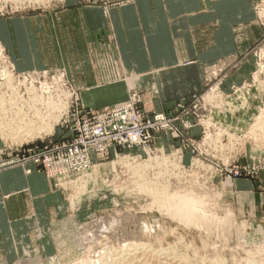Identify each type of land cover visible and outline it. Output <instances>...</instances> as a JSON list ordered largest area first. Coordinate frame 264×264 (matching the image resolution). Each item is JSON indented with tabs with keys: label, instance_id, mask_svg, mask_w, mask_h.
Masks as SVG:
<instances>
[{
	"label": "rangeland",
	"instance_id": "374dc122",
	"mask_svg": "<svg viewBox=\"0 0 264 264\" xmlns=\"http://www.w3.org/2000/svg\"><path fill=\"white\" fill-rule=\"evenodd\" d=\"M125 1L0 0V51L2 50V54H0V76L11 74V80H13V82L10 81V84L13 85L12 93L17 96L18 92V95L21 96V98L19 97L20 103L31 100L30 97L35 96L36 93H39L38 96L36 95L37 97L40 94L45 95L43 98H47V95L51 96L52 98H49L50 102L57 100L58 106L54 110L52 109L53 112L49 113L51 116L47 117L51 124L54 123L53 118L57 114H62L59 122L53 124L54 129L49 134L43 132L46 120H44L45 123L39 120L34 125L28 126L26 132L25 130L21 132V129L14 130L12 135H8L12 124L5 125V130L0 132V163L27 157L30 153H34L36 147L43 145V141L50 142V138H53V136L56 139H63L71 135L79 119L124 104L135 93L140 95L142 104L147 109L143 95L137 91L134 85H128L129 95L125 101L87 100L85 96L83 98L80 95V90L77 89L64 68L43 69L35 67L21 70L17 68L12 60L3 39L4 36L7 38L11 34V24L14 21L16 23L27 22L41 15L60 14L63 9L70 7L73 2L85 5L118 6ZM254 10L256 22L264 29L263 0H254ZM7 25H9L8 30H6ZM1 77L0 80L4 79ZM152 90L156 91L154 88ZM195 93L203 98L200 103L197 102L198 107L204 108L205 106L201 118H197L196 124L193 123L195 126L190 130H183L179 136L175 137L166 133L158 134L156 140L157 144L166 147V154L171 155L173 158L176 155V160L181 157L182 164L186 167L185 170H177L174 165L176 163L160 162L153 171L156 174L159 173L160 176H144L145 180L140 181V176L134 175L133 170H127L123 166L126 164L123 157H126L125 155L129 153V150L116 148L108 159L101 161L95 159V162H102V164H97L100 167L98 169H96V166L85 173L73 174L68 178H64L60 184H54L48 178L53 184L51 185L53 186L52 190L59 192L62 204L59 208L57 205L50 206L49 215L45 216L43 234H39L43 238L42 244L41 247L36 246L40 250L38 254L40 253L39 255L43 257L42 264H80L78 262H81L82 258L90 260L89 264H99L105 259H108L109 264H175L183 260L184 257H187L183 260L185 264H254L255 262L264 264V261L262 262L264 260V244L261 246L259 244L264 242V229L259 226L264 225V118L261 119L263 122H260L256 117L264 110V37L248 50L230 58L229 61H222L208 68L203 89L186 96ZM213 93H218L219 96L221 94L222 97L210 101L209 96ZM183 97L185 96L176 98L167 110L158 101L155 104L160 106L159 109L155 111L147 110L171 112L177 100ZM98 105L99 107L95 108ZM101 105L107 106L100 108ZM59 108L61 109L59 110ZM2 117L3 115L0 116V121H2ZM40 126L42 127L40 128ZM14 165L21 166L23 164ZM26 166L27 164L24 167L25 170H27ZM37 167L44 171L41 166ZM118 172L120 176H115ZM238 179L252 180L255 184L257 193L255 201L259 206L256 216L249 213V207L253 202L251 200L252 196L251 199L244 196L241 201L237 196V190L233 187V184ZM145 181L152 189L149 186L148 189L144 183ZM228 182H230V185ZM166 184L169 186L167 187ZM161 185H164L162 187L164 189H159ZM155 187L156 189L159 187L161 195H159L160 193L156 196L153 195L154 198L152 195L146 194L150 189V192H153ZM137 188H139L138 191ZM187 189L201 194L204 192L203 195H206L204 199L208 201V208L211 209V212H216L218 217H223L228 213L227 211H233L235 215L230 221L231 223L229 222L227 225L222 222V224L218 218L209 216V220L205 221L206 224L205 222H194L192 224L187 222L186 224L178 218L174 220L167 213H161L158 206H150L153 199L157 200L160 196L166 199L168 193L169 195L175 194L174 191H177L175 195L178 198V192L180 191L179 193L182 196L187 192ZM140 191H143V193ZM81 196L83 198L81 203L83 204L79 203L78 207H74ZM90 197L95 200L86 202L85 200ZM240 204L242 207H239ZM80 207L81 211H79ZM240 208L243 210L242 213L246 215L245 217L240 216ZM110 216H122L123 219H132L133 216H137L140 218V223L147 221L149 224L155 225L149 230L154 236L149 235L151 233L149 231L144 233L140 231V226L136 227L135 223L123 221L122 225H125H121V228L117 225L112 230L113 232L109 230L107 232L109 234L104 233L100 237L99 234L96 243L92 245H95V248L90 247L93 251L88 252L89 249L86 251L85 248L88 247V243L84 241L91 240V236L86 234V230L88 231L91 224H95L94 222L102 221L103 218ZM155 219H159L162 224L159 226ZM234 219L235 221H233ZM135 231L144 234L143 239L145 242L150 243L149 246L145 247L147 250L145 248L144 250L139 249L141 254L137 251L133 252L131 245H127L130 251L124 246L125 242L129 240V234ZM158 232L160 234H157ZM37 236L38 233L36 232ZM102 237H104V245ZM97 243H101L98 244L100 248ZM123 246L126 251L123 250ZM25 248L26 246L24 247V253ZM121 249L125 253L128 251L129 255H124L125 253ZM35 250L34 246L33 253L35 255L28 252L27 254L31 256L22 254L16 260L14 259L15 261L0 260V264H20L22 261L25 262L24 260L28 261V259L37 256ZM107 250L110 252L104 254ZM113 250L115 251L113 252ZM119 251L124 253L120 255H124L128 261L122 260V263H119V260L112 262L113 258L117 257L115 255H119ZM109 254L114 256L111 258L112 260L109 259ZM105 255H109L108 258L107 256L105 258Z\"/></svg>",
	"mask_w": 264,
	"mask_h": 264
},
{
	"label": "crops",
	"instance_id": "0c3cea01",
	"mask_svg": "<svg viewBox=\"0 0 264 264\" xmlns=\"http://www.w3.org/2000/svg\"><path fill=\"white\" fill-rule=\"evenodd\" d=\"M10 31L3 39L17 68H64L87 100L125 101L134 85L153 111L156 101L167 110L176 98L201 91L208 68L264 37L254 0L73 2L60 14L14 21ZM51 183L35 165L30 173L22 165L0 172V260L41 247L49 207L62 204ZM233 187L240 201L252 196L249 213L256 216L252 180L238 179Z\"/></svg>",
	"mask_w": 264,
	"mask_h": 264
},
{
	"label": "built area",
	"instance_id": "2783aa9c",
	"mask_svg": "<svg viewBox=\"0 0 264 264\" xmlns=\"http://www.w3.org/2000/svg\"><path fill=\"white\" fill-rule=\"evenodd\" d=\"M211 95L210 101L213 96L222 97L218 93ZM201 99L195 93L177 100L171 112H152L145 108L140 95L135 93L124 104L79 119L71 135L63 139L53 136L50 142L43 141V145L36 147L34 153L23 159L4 161L0 167L20 163L41 166L54 184H60L64 178L90 170L95 159H108L116 148H123L129 150L125 155L129 160L151 163L158 157L163 163H176L177 170H185L181 157L176 160V155L173 158L166 154V147L157 144L156 140L158 134L175 137L195 126L193 123L196 124L197 118H201L205 111V106L199 108L197 105ZM155 169L150 173L160 176L153 172ZM27 171L31 169L27 168Z\"/></svg>",
	"mask_w": 264,
	"mask_h": 264
},
{
	"label": "bare ground",
	"instance_id": "6f19581e",
	"mask_svg": "<svg viewBox=\"0 0 264 264\" xmlns=\"http://www.w3.org/2000/svg\"><path fill=\"white\" fill-rule=\"evenodd\" d=\"M18 3H20V2H18ZM0 54H2V50L0 51ZM3 75V74H2ZM1 77V76H0ZM4 79H2V80H0V116L1 115H3V119H2V121H0V132L2 131H4L5 130V125H11V127H10V129H11V131H9V133H8V135H12L13 134V131L14 130H19V129H21V132H22V130H25V132H26V130H28L27 128H28V126H30V125H34L36 122H38L39 120L41 121V122H44L45 123V121L44 120H46L47 122L45 123L46 124V126L44 127V130H43V132H45L46 134H49L53 129H54V123H57V122H59V119H60V117H62V114H57L56 116H55V118H53L54 119V123L53 124H51L49 121H48V119H47V117L49 116H51L50 114V112H53V110H54V108L55 107H57L58 106V103H56V101L54 100V102L53 101H51L50 102V100H49V98H52L51 96H49V95H47V98H43V97H45V95L43 96L42 94H40V98L39 97H37L38 95L37 94H39V93H36L35 94V96H32V97H30L31 98V100H29V101H27L26 100V102L25 103H20V99H19V97L21 98V96L20 95H18V92H17V96L15 95V94H13L12 93V90H13V85H11L10 83V81H12L13 82V80H11L12 79V76H11V74H9V75H7V76H2ZM1 77V78H2ZM50 88V87H49ZM14 89H15V87H14ZM48 90V89H47ZM16 91V90H15ZM65 92V91H64ZM16 93V92H15ZM37 95V96H36ZM53 95V94H52ZM68 95V94H67ZM211 96V95H210ZM25 98V97H24ZM33 98H35V100H33L32 101V99ZM36 98H37V100H36ZM48 99V100H47ZM60 99V98H59ZM63 99V98H62ZM211 100H214L215 99V96H213V97H211L210 98ZM22 100H23V98H22ZM22 102V101H21ZM59 102H60V100H59ZM62 102V101H61ZM61 107V106H60ZM51 109V110H50ZM53 109V110H52ZM61 108H59V110H60ZM57 111H58V109H56ZM55 112V111H54ZM61 112H62V110H61ZM48 113V115H46ZM50 113V114H49ZM56 113H58V112H56ZM64 113V112H63ZM9 114V115H8ZM45 117V118H44ZM48 117V118H49ZM257 117V120H260V122H263V121H261V119L262 118H264V110H262V112H260L259 114H258V116H256ZM44 118V119H43ZM1 119V118H0ZM42 124V123H41ZM264 126V125H263ZM42 126H40V128H41ZM260 127V126H259ZM39 128V129H40ZM9 129V130H10ZM38 129V130H39ZM45 134V135H46ZM14 138V137H13ZM123 159L124 160H126L125 161V163L126 164H124L123 166L124 167H126L127 168V170H133V174L134 175H136V176H140L141 177V180L140 181H142V180H145V178H144V176H153L151 173H150V170L151 169H154V168H156V166L161 162L160 160H158L159 158L157 157L153 162H151V163H148V162H145V161H138V160H129L130 158L129 157H123ZM98 163H101L102 164V162H99V161H97V162H95V164L93 165V168H95L96 166H97V164ZM9 166H13V164H10V165H6V166H2V167H0V171H2L3 169H5V168H7V167H9ZM23 167H25V165H22ZM28 166H30V167H28ZM26 168H30L31 169V171H32V165H30V164H27V166H26ZM98 168H100L99 167V165L96 167V169H98ZM27 171V170H26ZM30 171V172H31ZM30 172H28L27 171V173H30ZM133 175V176H134ZM47 176V175H46ZM115 176H120V173L118 172V173H116V175ZM147 180V179H146ZM151 180V179H150ZM139 181V182H140ZM138 183V182H137ZM146 185H147V187L149 186L148 185V183L145 181L144 182ZM137 185H139V184H137ZM142 185V184H141ZM145 185V186H146ZM158 185H159V183H158ZM157 185V186H158ZM167 185V184H166ZM155 186V185H154ZM153 186V187H154ZM164 185H161L160 186V188L159 187H157V189H156V187H155V189L153 190V192L151 191L150 192V190L152 189L151 188V186H149L151 189L149 190V192H147L146 193V191H148L147 189H144V188H142V189H144V190H146L145 191V193L146 194H150V195H155L156 196V194L158 195L159 193V195H161V191L159 190V189H161L162 187H163ZM169 185H167V187H168ZM144 187V186H143ZM149 187H148V189H149ZM167 187H165L166 189H167ZM135 188V187H134ZM159 188V189H158ZM99 189V188H98ZM136 189V188H135ZM138 189L139 188H137V191H138ZM141 189V190H142ZM162 189H164V188H162ZM166 189H165V191H166ZM159 190V191H158ZM168 190V189H167ZM132 191V190H131ZM182 191V190H181ZM189 191V192H188ZM141 192V191H140ZM168 192H170L169 190H168ZM175 192V194H176V192L177 191H174ZM180 192V191H179ZM178 192V198L176 197V195L175 194H170L169 195V193H168V196H166V199H163L161 196L159 197V198H157V200L156 199H153V201H152V203L150 204V206H153L154 207V205H156V206H158V210H160L161 211V213H167V214H169L170 215V217L172 216L173 217V219L175 220V218H178L179 220H181L183 223H185L186 222V224H187V222L190 224V222H191V224L192 223H194V222H198V223H204L207 219L209 220V216L211 217H214V218H218L220 221L219 222H223V223H225V224H229V222L234 218V213H233V211H227L228 213H226V215H224L223 217H218V214H216V212L214 213V212H211V209H209L208 208V201H207V199H204L205 198V196L206 195H203V193L201 194V193H198V192H194V191H190V190H188L187 189V192L185 193V194H183V193H181V194H183L182 196L180 195V193ZM141 193H143V191L141 192ZM86 195V194H85ZM93 195V194H92ZM165 195V194H164ZM155 196H153L154 198H155ZM163 196V195H162ZM204 196V197H203ZM78 197V196H77ZM105 197V196H104ZM208 197V196H207ZM209 199H210V197H209ZM212 199V198H211ZM83 200V198H82V196L80 197V198H78V201H77V203L76 204H74V207H78L80 204L79 203H81V202H83L82 201ZM93 200H95L94 198H92V197H90L89 199H86L85 201L86 202H88V201H93ZM105 200V199H104ZM152 200V199H151ZM82 204V203H81ZM215 204V203H214ZM73 207V208H74ZM210 207H211V205H210ZM152 208V207H151ZM212 208V207H211ZM153 209V208H152ZM210 210V211H209ZM151 216V215H150ZM122 217V216H121ZM120 216H118V217H115V216H110V217H108V218H103L104 219V221H103V219H102V221H96V222H94L95 224H91V221H90V224H91V227L88 229V231L86 230V234L87 235H89V236H91L90 237V241H91V243H89L90 241H84V242H86V243H88V247L86 246V248H85V250L87 251V249H89L88 250V252H90V250H92L93 251V249L92 248H95V245L94 246H92L93 244H95L96 243V239L98 238V235H99V237L102 235H104V233H107L109 230H113V229H115V226H117V225H119V227L122 225V223H123V221L124 222H126V223H135L137 226L136 227H138V226H140V228H141V230L140 231H142L143 233L145 232V231H149L151 228H153L155 225H152V224H149L147 221H142L141 223H140V218L139 217H137V216H133L132 217V219H130V218H126V219H123V218H121ZM97 218V217H96ZM142 218V217H141ZM143 218H145L144 216H143ZM152 219V218H151ZM106 220V221H105ZM211 220V219H210ZM217 220V219H216ZM93 221H95V220H93ZM152 221V220H151ZM155 221L159 224V226H160V224H162L161 222H160V220L159 219H155ZM154 221V222H155ZM233 221H235V219L233 220ZM165 222H167V221H165ZM87 223H89V222H87ZM152 223H153V221H152ZM207 222H205V224H206ZM222 223V224H223ZM231 223V222H230ZM89 224V225H90ZM141 224V225H140ZM188 224V225H189ZM204 224V225H205ZM233 224H235V223H233ZM123 225H125V224H123ZM122 225V226H123ZM128 225V224H127ZM167 225V224H166ZM220 225V224H219ZM226 225V226H227ZM231 225V224H230ZM81 226V225H80ZM165 226V225H164ZM222 226V225H221ZM225 226V225H224ZM83 227V226H82ZM118 227V228H119ZM127 227H129V226H127ZM126 227V228H127ZM218 227V226H217ZM85 228V227H84ZM86 228H87V226H86ZM117 228V227H116ZM121 228V227H120ZM166 228V227H165ZM173 229V228H172ZM215 229V228H214ZM220 229H221V227H220ZM118 230V229H117ZM124 230V229H123ZM128 230V229H127ZM158 230V229H157ZM110 231V232H111ZM115 231V230H114ZM164 231V230H163ZM85 232V231H84ZM113 232V231H112ZM116 232V231H115ZM149 232H151V231H149ZM172 232V231H171ZM81 233V232H80ZM119 233H120V231H119ZM152 233V232H151ZM149 234V235H153V233L152 234ZM213 233V232H212ZM82 234V233H81ZM107 234H109V233H107ZM114 234V233H113ZM112 234V235H113ZM129 234V233H128ZM146 234H148V233H146ZM157 234H160L159 232L157 233ZM165 234H166V232H165ZM167 234H168V232H167ZM74 235V234H73ZM83 235H85L84 233H83ZM86 235V236H87ZM41 236V235H40ZM106 236V235H105ZM104 236V237H105ZM145 235L144 234H142V233H139L138 231H135L134 233H130L129 234V240H128V242H125V244H124V246H126V248H127V245H131L132 246V248L134 249H131V247H129L133 252L135 251H137V252H140V254H141V251H139V249H143L144 250V248L145 247H147V246H149L150 245V243H147V242H145V240L143 239V237H144ZM154 236V235H153ZM152 236V237H153ZM159 236V235H158ZM157 236V237H158ZM161 236V235H160ZM159 236V237H160ZM72 237V236H71ZM78 237V236H77ZM82 237V236H81ZM88 237V236H87ZM104 237H102L101 239H103ZM156 237V236H155ZM227 237V236H226ZM63 238V237H62ZM113 238V237H112ZM150 238V237H149ZM148 238V239H149ZM164 238V237H163ZM64 239V238H63ZM66 239V238H65ZM84 240V239H83ZM82 240V241H83ZM88 240H89V237H88ZM108 240H110V239H108ZM114 240V239H113ZM144 240V241H143ZM106 241V240H105ZM117 241V240H116ZM62 242V241H61ZM81 242V241H80ZM83 242V243H84ZM122 242V241H121ZM258 242V241H257ZM260 242V241H259ZM63 243V242H62ZM106 243H108V242H106ZM81 244V243H80ZM85 244V243H84ZM98 244H101V243H97V246H98ZM105 244V242H104V239H103V245ZM260 244V246L262 245V244H264V242H260L259 243ZM64 245H66V244H64ZM108 245V244H107ZM107 245H105L106 247H107ZM62 246V245H61ZM84 246V245H83ZM92 246V248L90 249V247ZM119 246V245H118ZM122 246V245H121ZM123 246V250H125L126 251V248ZM42 247H43V245H42ZM99 248H100V245L98 246ZM151 247V246H150ZM249 247V246H248ZM97 248V247H96ZM120 248V247H119ZM125 248V249H124ZM151 248H153V247H151ZM42 249V248H41ZM128 249V248H127ZM146 249V248H145ZM154 249V248H153ZM153 249H151V250H153ZM168 249V248H167ZM257 249V248H256ZM110 250V249H109ZM122 250V249H121ZM122 250V251H123ZM147 250V249H146ZM159 250V249H158ZM40 250H39V248H37L36 247V250H35V252H36V257H32V259H28V261H26V260H24L25 262H21L20 264H42L43 263V257H41L42 255H39L38 254V252H39ZM99 251H100V249H99ZM99 251H98V254H99ZM104 251V250H103ZM115 250H113V252H114ZM125 251H123L124 253H125ZM128 251H130L129 249H128ZM126 252L125 254L124 253H122V254H124V255H129V252ZM161 251V250H160ZM168 251V250H167ZM97 252V251H96ZM102 252V251H101ZM108 252V250L106 251V252H104V254L106 253V254H108L107 253ZM152 252V251H151ZM103 253V252H102ZM119 253V255H115V256H117V257H115V258H113L114 256H111L110 254V258L109 259H111V258H113V261L112 262H116V261H118L119 263H122L121 261L123 260H127V259H125V257H124V255L123 256H121L122 254L120 253V251L118 252ZM118 253H116V254H118ZM132 253V252H131ZM155 253V252H154ZM163 253V252H162ZM34 253H33V251H32V255H33ZM85 254H87V253H85ZM90 254V253H89ZM121 254V255H120ZM139 254V253H138ZM157 254V253H156ZM159 254V253H158ZM169 254V253H168ZM27 256H31L30 254H26ZM35 255V254H34ZM92 255V254H91ZM108 255V256H109ZM135 255H136V253H135ZM163 255H165V254H163ZM60 256V255H59ZM104 256V255H103ZM106 256L107 255H105V258H106ZM108 256H107V258H108ZM133 256V255H132ZM131 257V256H130ZM138 257V256H137ZM100 258V257H99ZM170 258V257H169ZM177 258H178V256H177ZM187 258V257H186ZM185 257L183 258V260H185L186 259ZM54 259V258H53ZM91 259V258H90ZM137 259V258H136ZM136 259H134V260H136ZM179 259H180V257H179ZM182 259V258H181ZM92 260V259H91ZM94 260V259H93ZM99 260V259H98ZM105 260H107L108 261V259H105ZM105 260H102L99 264H109L110 262L108 261H105ZM112 260V259H111ZM183 260H181L183 263L182 264H185V262L183 261ZM21 261V260H20ZM96 261V260H95ZM128 261V260H127ZM131 261V260H130ZM181 261L180 262H178V263H175V264H181ZM187 261V260H186ZM264 260H262V262H263ZM92 262V261H91ZM97 262V261H96ZM250 262H252V261H250ZM261 262V263H262ZM78 263H80V264H89L90 263V260H88V259H84V258H82V260H81V262H78ZM74 264H76V263H74ZM93 264V263H92ZM112 264H115V263H112ZM116 264H118V263H116ZM249 264V263H248ZM254 264H257L256 262L254 263Z\"/></svg>",
	"mask_w": 264,
	"mask_h": 264
}]
</instances>
